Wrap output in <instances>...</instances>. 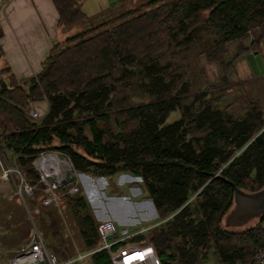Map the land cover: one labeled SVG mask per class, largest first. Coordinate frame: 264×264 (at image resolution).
I'll return each mask as SVG.
<instances>
[{
  "label": "trees",
  "instance_id": "trees-1",
  "mask_svg": "<svg viewBox=\"0 0 264 264\" xmlns=\"http://www.w3.org/2000/svg\"><path fill=\"white\" fill-rule=\"evenodd\" d=\"M51 1L61 26L84 17L78 0ZM255 29H264V0H147L54 43L23 82L0 69V151L14 154L19 180L33 187L23 202L38 208L34 222L59 261L72 251L58 206L40 204L45 192L32 162L41 153L57 152L74 172L138 178L160 222L147 233L159 264H203L209 251L233 264L264 249V210L240 232L221 227L233 204L264 188V107L249 100L241 115L221 108L211 89L191 91L186 70L194 55L223 64L226 44ZM40 100L47 110L35 120L28 111ZM68 188L62 205L81 249L93 250L101 220ZM22 218L4 215L1 224L19 227ZM27 220L21 228L29 230ZM90 259L111 264L105 250Z\"/></svg>",
  "mask_w": 264,
  "mask_h": 264
},
{
  "label": "rangeland",
  "instance_id": "rangeland-1",
  "mask_svg": "<svg viewBox=\"0 0 264 264\" xmlns=\"http://www.w3.org/2000/svg\"><path fill=\"white\" fill-rule=\"evenodd\" d=\"M146 1L147 0H120L119 5L116 6L115 9L109 8L102 11L104 14L99 15L98 18L93 16L94 13H90L86 15L90 17H83L77 23L67 28L71 30L72 34L78 33L89 25H95L103 20L116 16L122 11L134 9L144 4ZM110 12H113V14L111 15ZM85 22L89 24L85 26ZM261 32L262 31L255 29L248 34L244 41L239 42L235 40L228 43L227 46H225V52L221 58L223 64L198 55H194L192 58L186 60L187 74L190 76L193 84L191 91L211 89L210 96L218 103L219 107L222 108L224 105H229L230 111L235 114L241 115L247 107V102L249 100H256L264 107V44L263 46L258 44V38ZM251 38L257 40L256 45H250ZM240 47H246V49H239ZM137 101H139V99L134 97L133 102ZM178 116V111L171 112L166 119V123L172 122L177 119ZM3 154L4 152L0 151V163L1 166L5 168L6 165H11V163L3 157ZM44 154L57 156L60 161H67L66 158L59 156V154L57 155V152ZM55 160L60 165L64 164L57 161L56 158ZM12 174H15V172L7 174V176ZM124 179L125 177L119 178V173L110 178H102L90 173L75 172L74 181L70 186H76L77 192L73 193H78L85 198L98 221L102 220V215L105 213H110L122 221L141 219V217L151 211V205L147 201V196L139 180L133 183L130 180V183L127 180L124 181ZM132 186H136V189L130 190ZM21 193L23 194L22 190L20 191V194ZM56 194L58 199H60V202L57 204L59 208L58 220L61 221L62 226H64V238L71 247V255L75 257L77 253L84 254L81 259L75 261L73 264H93L90 255H85L89 251L85 252L81 249V239L71 223L70 216L62 205L61 199L65 193H61L58 190ZM247 206L248 203L243 206V208ZM251 206L253 207L252 203H250L246 209L241 208L238 210L239 207L233 204L223 216L221 227L228 232H240L254 226L259 216H253L249 219L245 218ZM238 217L242 220H244V218L247 220L240 221ZM152 221H149V223ZM44 239L47 243V238L44 237ZM203 264H218L212 251H209L207 258L203 260Z\"/></svg>",
  "mask_w": 264,
  "mask_h": 264
},
{
  "label": "crops",
  "instance_id": "crops-1",
  "mask_svg": "<svg viewBox=\"0 0 264 264\" xmlns=\"http://www.w3.org/2000/svg\"><path fill=\"white\" fill-rule=\"evenodd\" d=\"M78 1L80 10L85 18L90 17L86 16L90 13H94L93 16L98 18L99 15L104 14L102 11L109 8L115 9L120 3V0ZM110 13L111 15L113 14V12ZM85 24L87 26L89 23L85 22ZM68 29L58 24V14L51 0H0V69L7 66L14 78L19 82L34 76L42 69L44 59L47 57L52 45L73 35L71 30ZM258 39V44L263 46L264 29ZM30 110L39 112L43 117L47 110V103L45 100L34 102L30 105ZM3 157L11 163V165H6V167L14 168V154L5 150ZM122 177H125L124 181L130 182L131 180L132 183L139 180L126 173H119V178ZM19 183L20 180L16 173L5 178L0 171V262L6 261L14 255L16 250L21 249L28 243L30 222L27 220V214L25 215L24 213L26 211H23L25 209L21 206L23 204L21 197L17 194ZM135 187H130V190L136 189ZM23 194L26 198L30 197L25 193ZM147 201L151 205V211L141 217V219L122 221L110 213L103 214L101 219L111 220L117 227H127L130 231H135L139 226H155L160 222L153 209L151 200L147 198ZM53 205H57V203L50 204L47 207ZM34 207L35 205H29L28 208L32 211ZM20 213L24 214V219L22 218V223L19 224V227L12 223L9 226L7 222L1 224L4 215H6V220L9 221V216L13 217L14 215L17 220ZM36 214H33V216ZM25 217L27 218L25 219ZM26 220L29 222V230L28 228H21L23 221L25 222ZM149 221L152 222L149 223Z\"/></svg>",
  "mask_w": 264,
  "mask_h": 264
},
{
  "label": "built area",
  "instance_id": "built-area-1",
  "mask_svg": "<svg viewBox=\"0 0 264 264\" xmlns=\"http://www.w3.org/2000/svg\"><path fill=\"white\" fill-rule=\"evenodd\" d=\"M28 115L35 120L42 117V115L35 110H29ZM52 157L60 161L57 156L41 153L32 162V167L46 193L44 198L40 201L41 206L56 204L58 200L56 192L61 189H58L49 179L51 173L58 171V167L49 161V158L51 159ZM66 160V162H60L70 166L69 160ZM0 171L1 175L5 178L7 174L12 172L18 175L16 169L12 167L3 168L1 163ZM70 185H68L69 188L67 192H77L76 186ZM32 189V186L28 185L20 178L17 194L21 197V201L30 222L28 243L21 249L16 250L13 256L4 262H0V264H73L75 261L81 259L84 254L77 253L75 257H68L63 261H59L56 255L46 247L42 234L33 220V214L38 213V208L34 207L32 211L27 208L22 199L23 194H20L22 190L27 196H31ZM151 227H153V225L139 226L135 231H130L127 227H117L111 220H101L97 225L99 246L90 250L85 255H91L97 250H105L111 264H159L147 236L148 230ZM137 236L141 237L139 241L132 240V238ZM115 245L117 246L114 248ZM233 264H264V249L257 250L252 259L247 262H235Z\"/></svg>",
  "mask_w": 264,
  "mask_h": 264
},
{
  "label": "water",
  "instance_id": "water-1",
  "mask_svg": "<svg viewBox=\"0 0 264 264\" xmlns=\"http://www.w3.org/2000/svg\"><path fill=\"white\" fill-rule=\"evenodd\" d=\"M49 179L52 183L56 185L58 189L64 188L65 186L73 183L74 171L72 170L71 166L64 163L62 167L58 168L57 172L51 173L49 175ZM236 192L237 194L243 195L237 189H236ZM244 197L246 198L245 200L238 201L235 203L237 207H239L238 210L243 208V206H245L247 203H248V206L250 203H252L253 207L252 206L250 207V210H248V215H246L245 218L249 219L253 216H259L261 212L264 210V188L255 194L244 195ZM246 208H243V209H246ZM245 218L244 220H242L241 218L238 217L240 221H246L247 219Z\"/></svg>",
  "mask_w": 264,
  "mask_h": 264
},
{
  "label": "bare ground",
  "instance_id": "bare-ground-1",
  "mask_svg": "<svg viewBox=\"0 0 264 264\" xmlns=\"http://www.w3.org/2000/svg\"><path fill=\"white\" fill-rule=\"evenodd\" d=\"M49 161L53 164V165H56L58 168L62 167L63 165H60L56 162L55 158L52 157L51 159L49 158Z\"/></svg>",
  "mask_w": 264,
  "mask_h": 264
}]
</instances>
